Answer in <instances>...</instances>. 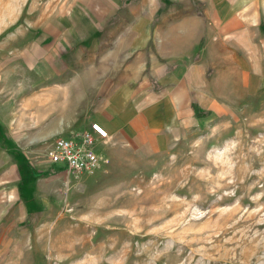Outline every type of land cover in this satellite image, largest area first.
<instances>
[{
  "label": "crops",
  "instance_id": "1",
  "mask_svg": "<svg viewBox=\"0 0 264 264\" xmlns=\"http://www.w3.org/2000/svg\"><path fill=\"white\" fill-rule=\"evenodd\" d=\"M78 1L45 28L0 29L3 201L56 136L97 123L112 163L160 149L248 98L264 59V0Z\"/></svg>",
  "mask_w": 264,
  "mask_h": 264
},
{
  "label": "rangeland",
  "instance_id": "2",
  "mask_svg": "<svg viewBox=\"0 0 264 264\" xmlns=\"http://www.w3.org/2000/svg\"><path fill=\"white\" fill-rule=\"evenodd\" d=\"M80 9L0 0V29L45 28ZM257 65L248 98L160 149L112 163L96 147L98 168L78 176L38 158L36 180L9 200L0 192V264H264V59Z\"/></svg>",
  "mask_w": 264,
  "mask_h": 264
},
{
  "label": "built area",
  "instance_id": "3",
  "mask_svg": "<svg viewBox=\"0 0 264 264\" xmlns=\"http://www.w3.org/2000/svg\"><path fill=\"white\" fill-rule=\"evenodd\" d=\"M106 137V131L94 122L80 132L70 131L65 136H56L46 152L45 163L52 171L74 176L91 175L99 164L93 149Z\"/></svg>",
  "mask_w": 264,
  "mask_h": 264
},
{
  "label": "trees",
  "instance_id": "4",
  "mask_svg": "<svg viewBox=\"0 0 264 264\" xmlns=\"http://www.w3.org/2000/svg\"><path fill=\"white\" fill-rule=\"evenodd\" d=\"M34 179H35V178H34ZM34 179H33V180H34ZM20 184H21V183H20Z\"/></svg>",
  "mask_w": 264,
  "mask_h": 264
}]
</instances>
